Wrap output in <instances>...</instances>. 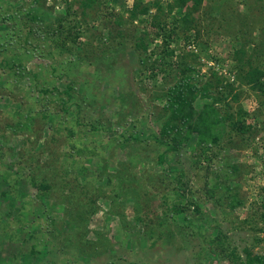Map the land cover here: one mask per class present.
<instances>
[{"label":"rangeland","instance_id":"rangeland-1","mask_svg":"<svg viewBox=\"0 0 264 264\" xmlns=\"http://www.w3.org/2000/svg\"><path fill=\"white\" fill-rule=\"evenodd\" d=\"M244 1L0 0V264H264V7ZM184 85L191 125L165 133Z\"/></svg>","mask_w":264,"mask_h":264},{"label":"trees","instance_id":"trees-1","mask_svg":"<svg viewBox=\"0 0 264 264\" xmlns=\"http://www.w3.org/2000/svg\"><path fill=\"white\" fill-rule=\"evenodd\" d=\"M178 1L181 3V5H180L181 7L184 8L186 6V9H189L188 8V5H189L188 2L189 1L196 2V3H198V2L202 3L203 0H178ZM259 1H260V5H262V7H264L263 0H259ZM214 2H217V1H214ZM242 3H244L243 5L247 6V4L249 3V0H245ZM211 5H213V4H211ZM208 9H210V7ZM212 15H213V13L211 11H209V12H207L206 10L203 11V16H205L206 18H208ZM262 15H263L262 18H264V14H262ZM58 22H59V25L56 28H54L52 34H54L56 37H58L56 40L60 41V44H63V42H61V41H63V39H65V38L70 37L69 35L74 33L73 31L75 30L76 27L75 26H65V24H63V22L61 23V18L58 19ZM260 29H261L260 33H262L264 31V23H262V26H260ZM77 34H80V32H77ZM58 39H60V40H58ZM65 40H66V44L68 43V41H70L69 39L68 40L65 39ZM255 43H256L255 44L256 45L255 52L256 53L257 52H263V51H260V50H262V48H260V45L264 46V43H262V42L260 43L259 41L255 42ZM187 89L190 92L193 91V88L191 86H188ZM181 90H182V94L179 93V94H177V96L170 97L171 102L169 104V108L163 109V110L170 113L169 118L167 120H165V127H167L165 133H170L173 129L180 130V128H181L180 125L176 123L177 118L181 121L183 126L185 125V126L189 127L191 125L190 124L191 121H189V119L194 116L195 109L191 107V104L189 102V98H188L187 93H186L187 91H185L186 86L185 85L182 86ZM201 112H203V111H201ZM199 116H201V114H199ZM92 128H94L95 130H98V129H96V127H92ZM136 137L138 138L137 134H134V136H131L130 138L137 139ZM155 139L157 140V137H155ZM158 139H161V138L158 136ZM157 141L159 143H161L160 142L161 140L160 141L157 140ZM161 156H162V154H161ZM253 219H257V218L254 217ZM258 219L260 221L264 222V211L260 213ZM249 223H252V220H250ZM259 231H264V225L261 228H259V230L257 232H259ZM255 235H256L255 239H257V242H262L264 240V238L260 237L259 233H256ZM251 246L252 245L250 244V246L248 247L246 252L248 251V253L255 255V254L251 253V251H250ZM229 255L236 257V253H234L233 251L229 252Z\"/></svg>","mask_w":264,"mask_h":264}]
</instances>
